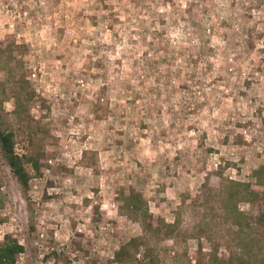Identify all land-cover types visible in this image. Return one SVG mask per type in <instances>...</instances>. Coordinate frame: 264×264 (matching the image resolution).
I'll list each match as a JSON object with an SVG mask.
<instances>
[{"label": "rangeland", "instance_id": "1", "mask_svg": "<svg viewBox=\"0 0 264 264\" xmlns=\"http://www.w3.org/2000/svg\"><path fill=\"white\" fill-rule=\"evenodd\" d=\"M0 109L17 154L45 156L26 195L0 159L18 264H115L143 235L132 191L179 224L156 264L228 258L235 243L194 228L224 182L262 190L264 0H0Z\"/></svg>", "mask_w": 264, "mask_h": 264}, {"label": "trees", "instance_id": "2", "mask_svg": "<svg viewBox=\"0 0 264 264\" xmlns=\"http://www.w3.org/2000/svg\"><path fill=\"white\" fill-rule=\"evenodd\" d=\"M17 136L18 133L7 122L5 114L0 109V159L9 167L22 192L26 195L32 179L28 168L31 167L36 173L40 172V164L45 156L37 151H29V154L25 156L17 154ZM254 179L262 188L261 191H254L250 184L230 181L224 182L219 191L213 190L212 204L214 205L207 214L209 217L207 216L194 229L198 228L200 233H204L200 238L223 236L222 239L226 240V243L230 241L235 245L226 246L229 252L228 258H219L215 249L207 255L200 245L195 254L196 264H264V168L254 173ZM203 198L205 197H200V199ZM122 203L126 212L141 218L143 235L140 238L131 239L122 246L115 253L114 263L156 264L150 246L151 242L161 238L162 235L170 239L179 231V224L170 226L163 221H155L149 212L146 197L137 191H132L122 198ZM241 203L249 205L250 210L246 213L241 212L238 209ZM218 212L224 214L220 215ZM2 223L4 221L0 220V224ZM185 233L189 234V231ZM24 253L25 248L11 235H5L3 241L0 242V264H18Z\"/></svg>", "mask_w": 264, "mask_h": 264}]
</instances>
